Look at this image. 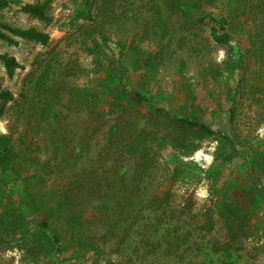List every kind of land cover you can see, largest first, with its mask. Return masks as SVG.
Segmentation results:
<instances>
[{"label":"rangeland","instance_id":"1","mask_svg":"<svg viewBox=\"0 0 264 264\" xmlns=\"http://www.w3.org/2000/svg\"><path fill=\"white\" fill-rule=\"evenodd\" d=\"M37 1L49 2L45 20L18 6ZM194 1L11 0L0 9V23L49 34L45 45L0 40V53L19 65L9 77L0 60V91L13 95L0 101V131L14 159L0 153V264H264V192L255 179L264 163L253 172L241 159L264 160V0H214L222 9L243 3V72L199 22ZM135 91L149 102L133 103ZM173 115L227 134L240 156ZM145 184L172 193L204 233L179 232L171 256L164 244L151 246L147 225L180 227L184 215L153 220L146 198L132 195ZM223 201L232 224L219 213ZM40 232L59 234L62 251Z\"/></svg>","mask_w":264,"mask_h":264},{"label":"trees","instance_id":"2","mask_svg":"<svg viewBox=\"0 0 264 264\" xmlns=\"http://www.w3.org/2000/svg\"><path fill=\"white\" fill-rule=\"evenodd\" d=\"M11 4V0H0V9H3L5 7H8ZM48 1H37L34 3H19L18 6L21 9L22 12L29 14L39 20H45L47 19V8H48ZM243 3L240 2H231L229 5L227 4V7L225 9L218 8L216 1L214 0H195L192 3V6L197 9L201 13V17L199 22L203 24H208L211 29V33L213 36V39L218 43L225 46H228V55L231 59V64L233 69L236 72H243V59H244V50L241 46L240 39L242 38L243 42L247 41L244 39V35L242 30H244V27H239L236 22L241 20L240 16L237 14L236 7L238 5H242ZM19 39L21 40H27V41H36L40 42L41 44L45 45L49 41V34L43 31H40L34 27L31 28H21V27H14L10 24L6 23H0V40L7 42L10 45H17L19 43ZM118 45V44H117ZM119 46V45H118ZM118 48V47H117ZM0 60L2 61L7 74L9 77H13L15 70L18 68V62L15 59V57L10 56L8 54H2L0 53ZM237 89L231 90V106H230V116L233 117L235 113V103L237 100ZM128 97V96H127ZM13 95L10 91H0V101L4 100H12ZM129 99L132 100L133 103L137 105H145L149 102V99L144 94H141L139 91H135L131 94ZM157 112L161 115L170 117L171 115L166 111L165 109L159 107L157 108ZM4 114V109L0 108V119L2 118ZM178 124L183 125L190 129H198L201 131L206 132L207 134L213 136L217 141H219L222 145L221 150H226L229 146L233 153L237 156H240L239 150L237 146L234 144L233 140L227 135L223 134L220 131H214L213 129L197 123L193 122L192 120L188 118H182L174 116L172 117ZM0 153H3L5 155V159L10 163L13 162V156L11 148L8 144V137L0 131ZM234 156L230 155L229 160H231ZM219 159V157H216ZM242 160L246 161L249 166L251 167V171L254 172V170L257 167H260L263 165L264 160L259 161L257 158L248 159L245 156L241 157ZM263 167V166H262ZM12 169L14 172H16V169L12 166ZM264 170V169H263ZM264 174V171H262ZM264 177V176H263ZM255 176V179L257 181V184L259 188L262 189L264 192V178ZM234 185L233 187L237 190H240L242 187V182L239 181V179H234ZM134 186H140V183L137 179L133 181ZM149 184V183H148ZM148 184H145L142 189H134L135 191L132 193V195L135 196V199H137L136 202H139V200L143 197H145V208L147 212L149 213V216L153 217V220H155V216H165L167 215L169 218H173L176 220V217L182 218L184 215L181 225L179 227V223L176 222L174 225L171 223L161 224L158 221H155L153 223H150L146 226L147 229V240L151 241L149 244L151 246L158 247L164 244L166 246V251L168 256H171V254H175V247L174 243L178 241V239L182 236L181 233H186L187 237H190L192 235H202L204 233L203 228L200 225H197L198 223L194 217H191L189 212L191 209H187L185 207H176L175 203L172 201L173 198L170 197V195L174 196L172 193L162 190H153V193L148 191ZM151 184V183H150ZM28 199L25 201V206L27 209H30V204L32 203V192L26 191ZM126 197V195H125ZM175 197V196H174ZM168 199V200H166ZM60 204L51 206V210H54L58 208ZM144 208V207H143ZM218 209L221 217L225 220L226 223L232 224L235 221V215H233V211L231 209V206L226 204L224 201L220 204H218ZM190 210V211H189ZM77 217H72L71 220L73 222L77 221ZM187 219H190L189 221ZM47 220L46 217L44 221H41L39 223L42 230H47ZM177 221V220H176ZM75 224V223H74ZM180 229H179V228ZM181 228H186V230H181ZM192 228H197L200 230L198 234L192 233ZM202 228V229H200ZM180 230V231H179ZM207 234V233H206ZM39 239L43 242V244L51 248L52 251L56 250L58 252L62 251V244L60 241V236L56 232L51 233H45L40 232L37 235Z\"/></svg>","mask_w":264,"mask_h":264}]
</instances>
